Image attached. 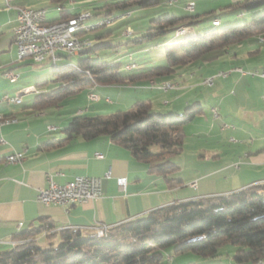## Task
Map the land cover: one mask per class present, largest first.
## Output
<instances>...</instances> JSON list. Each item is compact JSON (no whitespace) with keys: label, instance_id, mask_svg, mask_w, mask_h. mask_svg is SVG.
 I'll use <instances>...</instances> for the list:
<instances>
[{"label":"trees","instance_id":"16d2710c","mask_svg":"<svg viewBox=\"0 0 264 264\" xmlns=\"http://www.w3.org/2000/svg\"><path fill=\"white\" fill-rule=\"evenodd\" d=\"M52 1L61 8L59 17L51 20L55 22L84 10H89L94 19L110 18L113 21L117 17L113 15L115 11L120 14L119 17H129L131 9L169 3L170 0H117L94 10L79 8L77 11L62 9L65 0ZM189 2L192 1L185 4V9ZM227 7L241 14L254 12L264 8V0H239ZM213 12L164 14L151 19L146 32L133 41L156 46L157 43L151 42L160 37L171 46L166 50V64L151 67H140L134 62L122 67L120 61L93 59L90 53L95 50L94 38L102 35L91 33L108 24L100 27V21H92V28H97L88 33L92 45L79 53L87 55L78 63L69 62L62 66L55 63V79L40 80L34 87H44L50 81L56 85L38 92L33 107L39 111L60 108L81 90L95 85L135 84L170 78L177 66L209 61L234 44L264 34V11L254 14L245 23L212 27L196 34L192 26ZM215 19L219 20L214 15L213 24ZM181 28L188 29L189 34H178ZM171 33L175 37L174 44L169 41L171 36L165 37ZM69 56L73 55L63 53L61 60ZM130 64L136 67L127 69ZM203 112V103L198 100L188 103L184 112L180 113L154 111L150 99H137L130 108L109 114L74 115L64 127L62 137L44 141L39 148L51 149L77 137H109L128 149L135 159L145 163L150 173L162 175L169 187H177L182 180L171 175L178 170L175 156L183 150L186 137L184 125ZM2 160L0 157V162ZM56 226L51 219H41L39 225L16 233L12 238L14 246L0 251V264H165L166 255H171L170 249L175 253L193 251L205 257H215L226 244L237 246L234 254L236 262L254 264L264 258V182L156 208L147 215L110 227L106 235L100 237L85 235L78 228L56 230Z\"/></svg>","mask_w":264,"mask_h":264},{"label":"crops","instance_id":"0c3cea01","mask_svg":"<svg viewBox=\"0 0 264 264\" xmlns=\"http://www.w3.org/2000/svg\"><path fill=\"white\" fill-rule=\"evenodd\" d=\"M37 1L39 3L37 5L40 6L34 8H46L45 5L43 6L46 0H12L14 3L7 10L1 8L0 2V79H6L3 71L7 68L21 71V76L14 82L19 84L12 87L13 92L0 94V114L5 118L16 119L0 127V139L3 137L6 141V143L0 141V157L3 158L0 162V251L13 247V236L27 227L39 225L41 219L55 221L56 230L78 228L85 235H92L103 226L112 227L147 215L152 210L168 204L224 194L254 183L264 182V141L255 142L253 147H238L225 153L215 145L211 146L207 144L208 142H203V136L207 132L204 133L197 128L199 126L197 123L196 125L193 123L198 122L199 115L184 125L186 137L183 150L175 156L178 170L181 171L171 175L182 180L177 187H169L162 175L150 173L145 163L135 159L128 149L116 144L109 137L95 139L77 137L51 149L39 148L44 141L62 137L64 127L76 114H107L115 109H128L137 99L144 97L152 101L154 111H164L170 106L172 110L179 112L183 111L188 103L198 100L195 99L194 92L200 86L199 84L206 85L202 84L200 79L195 80L194 69L177 66L170 78L151 80L155 81V84L161 81L167 82V80L178 81L181 86L177 90L163 91L152 88L149 86L151 81L123 85H95L87 88L84 107L76 102L78 104L73 108L69 107L65 110L49 108L39 111L33 107L34 97L38 92L49 87V85L44 87L39 85L29 104L24 103L23 100L21 104L7 105L1 102L2 96L15 95L23 90L25 86L20 82L24 83L26 80L20 81V78L32 72L29 64H39L28 58L16 61L14 27L17 20L13 6H25ZM236 1L239 0H233V2ZM182 5L185 9L184 4ZM77 8L79 10L80 7L77 6ZM199 8L207 11L209 6L201 7L196 2L193 13L200 11ZM59 9L61 8L57 6L58 12ZM58 17L59 13L49 17L47 12L48 21ZM257 36L260 37L256 47L243 44L236 47V51H227V54L234 56V60L229 63L233 66L225 70L228 71L226 76H219L216 79L223 78V80H229L228 84L238 86L240 83L247 84V81H243L246 76L259 77L261 81L256 101L257 107L251 110V115L256 121H264V79L245 71L244 66L239 64L252 62L251 57L264 52V34ZM245 53L250 57L245 58ZM262 63L264 65V60ZM196 64L202 63L201 61L193 63L191 67ZM221 70L208 76L217 74ZM29 86L35 85L31 83L26 85V87ZM246 90H250L249 85ZM91 93L97 97L90 98ZM224 96L226 97L220 99V102L236 98L237 93L232 88ZM27 105L30 106L29 110L23 108ZM211 112L213 113L212 109ZM225 124L222 129H231L230 141L237 142L233 134L242 135L244 131L237 130L230 124L225 127ZM50 125L55 126L56 129L50 130L48 128ZM194 138H197V142L193 144L190 140ZM233 138L235 140H232ZM188 147L191 150L190 156L186 153ZM15 151H24V160L21 163H7L6 156ZM107 170L112 171L110 178L104 177ZM183 170L186 172L182 173ZM48 175L60 184L73 181L77 175L98 177L102 182V195L97 199L73 205H44L38 200V195L40 190L47 186ZM121 176L127 178L124 189L117 183V178ZM192 181H197L196 187L190 185Z\"/></svg>","mask_w":264,"mask_h":264},{"label":"rangeland","instance_id":"374dc122","mask_svg":"<svg viewBox=\"0 0 264 264\" xmlns=\"http://www.w3.org/2000/svg\"><path fill=\"white\" fill-rule=\"evenodd\" d=\"M73 1L81 9L94 10L96 7H100L105 3H111L117 0ZM0 2L2 3L1 8L6 10L10 9L5 0H0ZM192 2H194L195 4L196 2L199 3L201 7L209 6V9L207 11H204L203 9L201 10L199 8V13L195 12L194 14H203L205 12L214 11L213 14H206L203 17L202 21L192 26V29L195 30L196 34H202L212 27L222 28L230 25L245 23L246 21L251 20L254 14L260 11H264V8H259L254 12L246 11L243 14L238 13L236 10H233V8L227 7V5L233 2V0H193ZM13 3L14 2H11V5ZM186 3L187 1L185 0H176L174 4H169L167 1L152 6L137 7L130 10L131 15L129 17H119L120 14L115 11L113 15L117 17L110 24L91 33L93 35L101 34L102 36L94 38L93 47L95 46V50L90 53V56L93 59L101 58L110 62L120 61L122 62V67H124L125 64L132 62L139 64L140 67H151L166 64V50L170 49L171 47L167 45L166 39L158 37L157 40L151 42L154 44L157 43L156 46H150V43L139 44L137 42H134L133 39L136 36H139L146 32V29L150 26L151 19L153 18L159 17L164 14H190L191 12L183 8L182 4H184L185 6ZM37 4H39L38 1L36 3L30 2L27 5L25 4V6L32 8L40 6ZM44 5L46 6L49 17L58 15L59 12L57 10V5L52 0H46V3H43V6ZM97 10L100 11L105 9ZM214 15L219 18V25L213 24ZM129 26L132 27L134 31L132 35L124 34V31ZM172 34L173 33L168 34L165 37L170 38ZM259 37L260 36L257 35L249 37L244 42L234 44L229 49L220 52L216 57H213V59L209 61H203L201 62L202 64H196L192 67L191 64L185 65V68L194 69L196 74L195 80L200 79V82H202V80L205 77H208L209 74H213L221 69L224 71L226 69L229 70L228 68L233 66L229 63L234 60V56H231L233 54H227V51H236V47L238 48L243 44L256 47V42L259 41ZM174 40L175 37L173 36H171V38L169 39L172 44H174ZM86 55L87 53H81L79 55L65 57L63 58V60L58 61L57 64L59 66H62L63 64H67L69 62L78 63L79 59L85 57ZM238 55L240 56V54ZM244 56L245 58L250 57L247 53H245ZM26 58L33 61L32 57ZM251 59L253 60L252 62L239 63L240 65L244 66L243 68H245V71L251 72L263 68L262 62L264 60V52L261 55H254L253 57H251ZM29 65L32 68V72L25 74L20 78V81L26 80V82L24 83L20 82V84H23L25 86L24 88H27L26 85L29 83L36 85V82H38L39 80H52L56 77V74L53 70V65H55L54 62H45L43 64L32 63ZM228 81L229 80H223V78H218L216 79L213 86H203L199 84L200 86H198V89H196V91L194 92L196 96L195 99L201 100L204 106V112L197 117V119H199L197 120L198 122H193L195 123L194 125H196L197 123L199 125L197 128H200L204 133L207 132L203 136L204 143L208 142V145H215L225 153L229 152L230 149H235L238 147H253L252 145L255 142L257 143L264 141V121H256V119H253L251 115V110L257 107L256 101L258 100L259 83L261 79L257 76H246L243 81H247V84L240 83L238 84V86L228 84ZM18 84L19 83L14 84L8 79H0V94H3L5 92H13L12 87L14 88V86ZM55 85V82H49L50 88L54 87ZM247 85H249L250 87L249 91L246 90ZM232 88L237 93L236 98L231 100L226 99L224 102H220V99H224L226 97L224 95H226V93ZM87 91L88 89L81 90L76 95L69 98L68 102L64 106L60 107V109L65 110L69 107L73 108V106L78 103L82 104L81 106L84 107L83 104L84 102L86 103L85 96L87 95ZM34 94L35 92L25 93L23 95L24 103L29 104V101H31ZM145 98L147 97H144L143 99ZM213 106L217 108L219 107L218 109L221 117L216 118L211 112ZM23 108L29 110L30 106L27 105ZM171 108L172 107L169 106L168 108L164 109V111L159 112L174 111ZM179 112L183 113L184 109L183 111L180 110ZM225 123L234 125L237 130L241 129L244 131L242 135L233 134L237 142L230 141L229 131H231V129H222ZM210 135L212 136V139ZM190 142L194 144L195 142H197V138L190 140ZM186 153L190 156L191 150L189 147L186 149ZM180 171L181 170L179 169L178 171H175V173H179ZM185 172L186 171L184 170L182 171V173ZM236 249V245L226 244L219 249V253L215 257H205L193 251H189L186 253H175L173 249H170L169 253L172 255V260L166 262L165 264H242L236 262L234 259Z\"/></svg>","mask_w":264,"mask_h":264},{"label":"built area","instance_id":"2783aa9c","mask_svg":"<svg viewBox=\"0 0 264 264\" xmlns=\"http://www.w3.org/2000/svg\"><path fill=\"white\" fill-rule=\"evenodd\" d=\"M9 7H12V0H5ZM176 0H170L172 4ZM16 10L17 24L14 27V42L17 47V61L23 60L26 57H32L36 63H44L60 61L62 54L77 55L84 51L86 48L92 45V38L88 36V33L97 29L92 28V21H100V27L102 25L109 24L112 19H94L92 13L89 10H84L72 15L69 18L51 22L47 20V10L44 7L32 8L28 6H13ZM64 10L77 11V5L73 0H65L62 6ZM188 11H194V2H189L186 5ZM218 19L214 20V24L218 23ZM133 30L128 27L124 34L130 35ZM189 30L181 28L178 34H189ZM136 67H126L131 69ZM241 70V69H239ZM242 71V70H241ZM252 75H258L264 79V67L258 70L250 72ZM228 71H220L217 74L205 77L202 80V84L206 86H212L215 83V79L219 76H226ZM3 75L10 82H16L21 76V71L15 68H7L3 71ZM152 88H158L163 91L177 90L180 88V82H174L165 86H158V84L149 83ZM36 91L35 87H27L17 92L15 95L5 94L1 98V102L12 105L21 104L23 102V95ZM90 98H96L94 93L89 95ZM264 97V95H263ZM167 103V101H166ZM213 114L216 118L220 116L217 107L212 108ZM2 127V125L0 126ZM225 127H228L225 124ZM50 130H55L56 127L50 125ZM232 140H235L234 138ZM1 143H6L2 137ZM25 158L24 151H15L6 156L7 163H21ZM112 171L107 170L104 177L110 178ZM47 186L42 188L38 195V200L44 205H73L77 203H84L88 200H93L101 197L102 195V182L98 177L77 175L73 181L60 184L53 180L51 175L47 176ZM117 183L119 187L124 189L127 185L126 177H118ZM192 187L197 186V181L190 183ZM22 223H20L21 225ZM110 227L103 226L98 231L93 233V236L102 235L104 232H108ZM172 260V256L167 254L165 261ZM162 264V263H159ZM256 264H264V258H260L256 261Z\"/></svg>","mask_w":264,"mask_h":264},{"label":"bare ground","instance_id":"6f19581e","mask_svg":"<svg viewBox=\"0 0 264 264\" xmlns=\"http://www.w3.org/2000/svg\"><path fill=\"white\" fill-rule=\"evenodd\" d=\"M218 24H219V21L215 25H218ZM92 27H94V25H92ZM57 62L58 61H55L54 64L57 63ZM132 65H135V64L127 65V67H131ZM151 82H152V84H155L154 83L155 81H151ZM172 83H174V82L167 81V82H160V83H157V84H158V86H165L167 84H172ZM7 118H5L3 115L0 114V126L1 125L3 126L4 124H7V123H10V122L16 121V119H9V118L7 119ZM105 234H106V232L102 233V235H100V236H104ZM254 264H256V263H254Z\"/></svg>","mask_w":264,"mask_h":264}]
</instances>
